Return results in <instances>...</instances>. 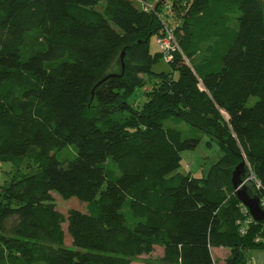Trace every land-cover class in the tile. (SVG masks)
<instances>
[{"label":"trees","instance_id":"1","mask_svg":"<svg viewBox=\"0 0 264 264\" xmlns=\"http://www.w3.org/2000/svg\"><path fill=\"white\" fill-rule=\"evenodd\" d=\"M150 1L0 0V164L21 174L0 190V264H132L156 247L154 264H216L215 248L264 249L231 181L245 162L264 187V0ZM165 26L182 53L155 73ZM142 75L158 86L134 108ZM202 133L221 159L202 178L177 173ZM53 193L86 212L65 217Z\"/></svg>","mask_w":264,"mask_h":264},{"label":"rangeland","instance_id":"2","mask_svg":"<svg viewBox=\"0 0 264 264\" xmlns=\"http://www.w3.org/2000/svg\"><path fill=\"white\" fill-rule=\"evenodd\" d=\"M165 1V0H162ZM152 7H156V3L158 0H151L149 2ZM167 9V8H166ZM169 12V9H167ZM165 20V19H164ZM172 26H175L176 23L172 20L169 21ZM168 23V24H169ZM166 27V26H165ZM177 39V38H176ZM151 51L156 52L158 50L156 38L153 37L150 42ZM170 66L163 61L161 63H157L154 65L153 71L155 73H160L161 71H168ZM116 72L120 71L118 66L114 69ZM145 85L142 89H139L133 98V107L141 108L143 103L148 101L150 95L154 89L158 86L157 79L153 76H141ZM256 102V98H251L250 105ZM187 129L188 125L182 124L180 126V130H183L186 133L187 137ZM202 136V141L199 147L194 151H185L182 155L181 167L177 171V173H181L183 175L191 174L197 178L205 177L210 169V167L216 164L222 157V153L220 152L218 145L215 142H212V145L208 146L207 142L210 141L209 137L202 133L199 134ZM70 154L73 153V148L69 147V149L65 150L62 153H59V157L61 159L69 158ZM72 157V156H71ZM32 167V169H30ZM37 166L32 161V159H27L22 164L23 174L33 171ZM21 174L16 170L11 163L0 164V190L1 187L5 184V182H10L12 178L19 179ZM55 200V204L59 212H61L65 217L68 215L70 210H79L81 212H86L87 204L79 201L76 198H72L70 200L62 199L58 194H52ZM65 229V243L71 248L72 239L67 232V224L63 225ZM214 258L216 264H264V249L258 250H249L246 248H241L235 251L228 248H219L213 251ZM163 255V248L156 247L155 251L150 255L141 256L133 261L132 264H154L156 260Z\"/></svg>","mask_w":264,"mask_h":264},{"label":"built area","instance_id":"3","mask_svg":"<svg viewBox=\"0 0 264 264\" xmlns=\"http://www.w3.org/2000/svg\"><path fill=\"white\" fill-rule=\"evenodd\" d=\"M141 3L146 11L155 12L154 7H152L150 3H146V2H141ZM166 8L168 9L170 8V6L167 5ZM156 43L160 53L162 54V61L166 64L173 63L175 60V55L178 53H182L179 43L174 34V31L170 28L165 27L160 32V35L156 38ZM243 184L247 186V188L250 187L253 191L255 190V192L257 193L255 194V197L259 199L260 208L262 211H264V187L262 186L261 182L256 178V176L254 175L253 171L249 166H247V175L246 178L244 179ZM243 207L244 210L247 211V213L249 214L248 215L249 220L245 221L247 224L260 223V222H256L252 218L249 210L245 206ZM240 231L242 235L247 234V231L244 227H241ZM256 242L258 243L261 242L262 244H264V227L257 236Z\"/></svg>","mask_w":264,"mask_h":264},{"label":"water","instance_id":"4","mask_svg":"<svg viewBox=\"0 0 264 264\" xmlns=\"http://www.w3.org/2000/svg\"><path fill=\"white\" fill-rule=\"evenodd\" d=\"M125 52L121 55V63H122V70H124L125 63ZM111 75L110 77H113ZM106 80L103 79L101 82L97 84L100 85L102 82ZM247 175V169L245 162L240 163L232 173V185L236 191V195L240 202L249 210L250 215L256 222H264V211L261 210L259 205V199L257 197H252L248 193V188L243 184L244 179Z\"/></svg>","mask_w":264,"mask_h":264},{"label":"crops","instance_id":"5","mask_svg":"<svg viewBox=\"0 0 264 264\" xmlns=\"http://www.w3.org/2000/svg\"><path fill=\"white\" fill-rule=\"evenodd\" d=\"M215 249H219V248H215ZM215 249H213V251H214Z\"/></svg>","mask_w":264,"mask_h":264}]
</instances>
